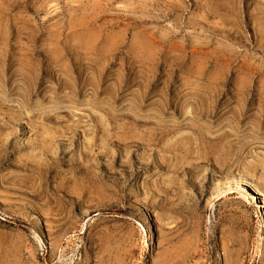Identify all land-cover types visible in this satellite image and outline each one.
<instances>
[{"label":"rangeland","instance_id":"obj_1","mask_svg":"<svg viewBox=\"0 0 264 264\" xmlns=\"http://www.w3.org/2000/svg\"><path fill=\"white\" fill-rule=\"evenodd\" d=\"M260 203L264 0H0V264H264Z\"/></svg>","mask_w":264,"mask_h":264},{"label":"bare ground","instance_id":"obj_2","mask_svg":"<svg viewBox=\"0 0 264 264\" xmlns=\"http://www.w3.org/2000/svg\"><path fill=\"white\" fill-rule=\"evenodd\" d=\"M237 184V183H236ZM240 191L242 190V192H246L248 193L251 197H252V200H258V196L256 193V191H252L247 185H245L244 183L240 184ZM260 199V198H259ZM259 201V200H258ZM257 202V201H256ZM264 204V203H263ZM260 209L262 208L263 212H262V218L264 219V205H262V203H260Z\"/></svg>","mask_w":264,"mask_h":264}]
</instances>
